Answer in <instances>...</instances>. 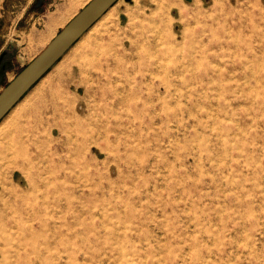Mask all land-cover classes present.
<instances>
[{"label":"rangeland","instance_id":"374dc122","mask_svg":"<svg viewBox=\"0 0 264 264\" xmlns=\"http://www.w3.org/2000/svg\"><path fill=\"white\" fill-rule=\"evenodd\" d=\"M88 1L0 0V90ZM15 105L0 264H264V0H117Z\"/></svg>","mask_w":264,"mask_h":264},{"label":"water","instance_id":"95a60500","mask_svg":"<svg viewBox=\"0 0 264 264\" xmlns=\"http://www.w3.org/2000/svg\"><path fill=\"white\" fill-rule=\"evenodd\" d=\"M117 0H89L0 90V120Z\"/></svg>","mask_w":264,"mask_h":264},{"label":"bare ground","instance_id":"6f19581e","mask_svg":"<svg viewBox=\"0 0 264 264\" xmlns=\"http://www.w3.org/2000/svg\"><path fill=\"white\" fill-rule=\"evenodd\" d=\"M198 9V8H197ZM157 40V39H156ZM161 40V39H160ZM160 43V42H159ZM147 44H148V42H147ZM153 44V43H152ZM159 47V46H158ZM157 47H155V49H156ZM154 50V49H153ZM155 52V51H154ZM180 52V51H179ZM157 54V53H156ZM193 54V53H192ZM201 55V54H200ZM157 62V61H156ZM156 67V66H155ZM233 74V73H232ZM184 75V74H183ZM178 77V76H177ZM174 92V91H173ZM26 97V96H25ZM20 104H21V102H20ZM19 104V105H20ZM101 105V104H100ZM99 105V106H100ZM104 105V104H103ZM16 106H18V105H15V107ZM96 107V106H95ZM103 107V106H102ZM11 111H14V110H11ZM10 114L12 113V112H9ZM9 115V114H8ZM7 115V116H8ZM20 115V114H19ZM6 116V117H7ZM11 117V116H10ZM3 121H5V119L3 120ZM72 123H74V125L76 126L75 127V129H74V134L76 135V136H83L86 132H87V130L82 126V123H81V120H80V118H78L77 116H75L74 117V119L72 120ZM12 124V123H11ZM10 126V125H9ZM20 127L21 126H17V128L18 129H20ZM92 128H94L95 130H99L98 128V125H93V127ZM53 130V129H52ZM177 132V131H176ZM10 143V142H9ZM21 247H22V240L19 238L18 239V241L16 242V244L13 246V248H12V257H11V260H10V262H15L16 260H19L18 258H21L20 257V255H21V253H20V249H21ZM20 262H18V264H21V263H23V261H24V259H20L19 260Z\"/></svg>","mask_w":264,"mask_h":264},{"label":"flooded vegetation","instance_id":"af4514ba","mask_svg":"<svg viewBox=\"0 0 264 264\" xmlns=\"http://www.w3.org/2000/svg\"><path fill=\"white\" fill-rule=\"evenodd\" d=\"M3 61H5V60H3V58H0V63H3Z\"/></svg>","mask_w":264,"mask_h":264},{"label":"trees","instance_id":"16d2710c","mask_svg":"<svg viewBox=\"0 0 264 264\" xmlns=\"http://www.w3.org/2000/svg\"><path fill=\"white\" fill-rule=\"evenodd\" d=\"M38 2H40V3H41V2H42V0H38Z\"/></svg>","mask_w":264,"mask_h":264},{"label":"crops","instance_id":"0c3cea01","mask_svg":"<svg viewBox=\"0 0 264 264\" xmlns=\"http://www.w3.org/2000/svg\"><path fill=\"white\" fill-rule=\"evenodd\" d=\"M115 4V3H114ZM114 4L110 7V8H112L113 6H114Z\"/></svg>","mask_w":264,"mask_h":264}]
</instances>
